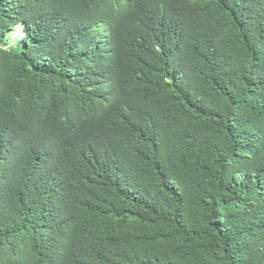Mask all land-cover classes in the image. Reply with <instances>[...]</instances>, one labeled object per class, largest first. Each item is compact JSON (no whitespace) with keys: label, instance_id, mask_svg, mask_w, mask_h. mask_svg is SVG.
Segmentation results:
<instances>
[{"label":"trees","instance_id":"obj_1","mask_svg":"<svg viewBox=\"0 0 264 264\" xmlns=\"http://www.w3.org/2000/svg\"><path fill=\"white\" fill-rule=\"evenodd\" d=\"M0 264H264V0H0Z\"/></svg>","mask_w":264,"mask_h":264},{"label":"rangeland","instance_id":"obj_2","mask_svg":"<svg viewBox=\"0 0 264 264\" xmlns=\"http://www.w3.org/2000/svg\"><path fill=\"white\" fill-rule=\"evenodd\" d=\"M25 26L26 24L24 22L19 23L17 26H15L14 30L10 32V44L8 45L9 48L11 45H15L24 38L25 35ZM103 28H106V26H103Z\"/></svg>","mask_w":264,"mask_h":264}]
</instances>
